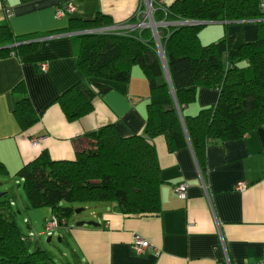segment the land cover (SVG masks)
<instances>
[{"label":"crops","instance_id":"0c3cea01","mask_svg":"<svg viewBox=\"0 0 264 264\" xmlns=\"http://www.w3.org/2000/svg\"><path fill=\"white\" fill-rule=\"evenodd\" d=\"M165 1L172 0H0V28L6 26L9 31L3 38L0 35V165L5 170L0 185L13 212L11 181L21 184L18 170L42 150L53 159L72 160L88 148L90 131L112 123L126 136L141 133L145 125L149 87L137 65L127 82H107L108 90L93 99L90 113L72 121L65 118L55 99L82 79L76 66L75 36L80 33L68 29L69 20L92 19L102 13L111 20L105 26L108 32L120 27V33L138 36L149 28L154 37L152 28L146 26L149 18L143 14ZM67 4L73 6L72 11L64 10ZM56 9H63L64 15L56 17ZM213 23L223 24L229 35L246 42L255 40L254 20ZM27 42L35 46L18 54L5 50ZM41 63L44 70L39 69ZM19 82L39 116L27 128L19 125L13 113L19 96L13 89ZM217 98L216 89L199 87L195 101L183 112L196 114ZM33 138L36 144L31 143ZM153 144L161 210L152 215H125L113 202L94 205L90 217H77L61 226L68 236L71 259L67 264H216L223 258L219 230L233 264L259 262L264 251V124L241 138L208 145L203 171L189 145L171 152L162 136L153 138ZM182 182L187 185L185 198L174 191ZM239 183L245 185L243 190L236 189ZM27 204L28 200L23 202L25 208ZM88 220L99 225L75 226L77 221ZM21 234L27 238L22 230ZM133 234L141 235L152 248L135 254Z\"/></svg>","mask_w":264,"mask_h":264},{"label":"trees","instance_id":"16d2710c","mask_svg":"<svg viewBox=\"0 0 264 264\" xmlns=\"http://www.w3.org/2000/svg\"><path fill=\"white\" fill-rule=\"evenodd\" d=\"M153 18L170 22L254 20L256 36L246 42L226 31L203 44L199 37L203 24L160 27L169 82L149 28L138 36L117 32L76 35V66L82 79L55 99L65 118L72 121L90 113L93 99L108 90L107 82H127L137 65L149 87L145 125L141 133L126 136L112 123L90 131L88 148L72 160L53 159L42 150L16 174L22 179L30 208L48 207L51 214L67 222L75 204L84 207L91 202L116 203L125 215L156 214L161 210V180L153 138L162 136L171 152L190 144L203 171L208 145L241 138L264 124V13L257 0L165 1ZM109 25L110 18L97 13L92 19L71 18L68 29L86 31ZM8 33L1 26V38ZM34 42L5 50L18 54L34 47ZM199 87L216 89L217 101L196 114H184L183 108L195 101ZM13 90L19 94L15 118L22 128L30 127L39 116L23 83ZM2 173L5 170L0 165ZM10 208L9 200L0 198V264H58L44 250L29 249V240L22 236Z\"/></svg>","mask_w":264,"mask_h":264},{"label":"rangeland","instance_id":"374dc122","mask_svg":"<svg viewBox=\"0 0 264 264\" xmlns=\"http://www.w3.org/2000/svg\"><path fill=\"white\" fill-rule=\"evenodd\" d=\"M154 22H158L157 24ZM167 26V24L160 23V21L151 22L150 27L154 31V38L157 44V52L161 54V43H160V27ZM155 28V30H154ZM226 33V27L220 23H208L203 24L199 31V37L203 44L215 41L222 37ZM10 189L12 190V196L14 201L11 202L15 212V218L20 226L23 234L29 240V249L34 250L40 248L47 252L50 257L53 258L58 264H67L71 259L70 251L67 248L66 241L68 240L67 232L61 226L53 231H45L44 229V216H49L48 207L41 208H25L23 202H26L27 198L23 190V184L19 183L18 180L11 181ZM3 186L0 185V198L5 200V197L1 196ZM7 200V199H6ZM102 202H91L85 204V208L75 204L74 209L84 208L78 213L72 215L69 223H73L77 217H90L89 212L91 208L95 207ZM17 204V206H16ZM84 206V205H83ZM49 237V240H46Z\"/></svg>","mask_w":264,"mask_h":264},{"label":"built area","instance_id":"2783aa9c","mask_svg":"<svg viewBox=\"0 0 264 264\" xmlns=\"http://www.w3.org/2000/svg\"><path fill=\"white\" fill-rule=\"evenodd\" d=\"M257 3H258V6H259L261 12L264 13V0H257ZM161 5L162 4H160V6ZM64 10L72 11L73 10V6L71 4H67ZM64 10L63 9H56V11H55L56 17H62L64 15ZM153 12H154V9H151L149 7L146 10V12H144V14H143L147 19L149 18L147 20L146 26L150 27L151 22L153 23V21H151L152 19H154L153 18ZM181 21L182 20L173 21V22L160 21V23H164V24H167V25H179L181 23ZM91 30H93V33H95V32H108L107 29H105V27H101V28H97V29H91ZM119 30H120V27H117L115 29L113 27L112 31H109V32H113V31L119 32ZM39 69L40 70H44L45 69V64L41 63ZM37 142H38V140L35 139V138H33L31 140L32 144H36ZM186 187H187V185L184 182L179 183V184L174 186V191H175V193L177 194L178 197H180V198H185L186 197ZM244 188H245V185L243 183H239L236 186L237 190H243ZM67 225H68V222L64 218L59 219L54 214H51L49 216V218H47L44 221V229H45V231H53V230L57 229L60 226H67ZM217 227L219 228V224L218 223H217ZM218 234H219V244H220V247H221V250H222V253H223V258H222L221 261H218L216 264H233L231 259H230V257H229L228 251H227L226 241H225L223 235L221 234L220 230H219ZM131 247H132V250L134 251V253L137 254V255L145 254L149 249L152 248L151 244L139 234H133ZM255 264H264V251H262L261 260L259 262L255 263Z\"/></svg>","mask_w":264,"mask_h":264},{"label":"water","instance_id":"95a60500","mask_svg":"<svg viewBox=\"0 0 264 264\" xmlns=\"http://www.w3.org/2000/svg\"><path fill=\"white\" fill-rule=\"evenodd\" d=\"M151 21H154V19H152ZM212 22H214V21H206V20H182L179 25H198V24H208V23H212ZM154 23L157 24L158 22H154ZM154 30H155V28H154ZM88 32L89 33H93V30L79 31L77 33H88ZM159 58H160V60L162 62V65L164 67L165 76H166L167 80L170 82V76H169V73H168L167 64H166V61H165V56H164V52H163L162 47H161V54H159ZM180 117H181V113H180ZM189 146H190V144H189ZM81 210H83V208L75 209L74 212L75 213H78ZM84 224L91 225V226H98L99 225L98 223H96L95 221H92V220H88V221H77V222H75V226H82ZM46 240H49V237Z\"/></svg>","mask_w":264,"mask_h":264}]
</instances>
